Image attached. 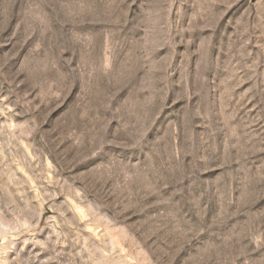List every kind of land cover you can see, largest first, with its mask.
<instances>
[{"label":"rangeland","instance_id":"1","mask_svg":"<svg viewBox=\"0 0 264 264\" xmlns=\"http://www.w3.org/2000/svg\"><path fill=\"white\" fill-rule=\"evenodd\" d=\"M0 264H264V0H0Z\"/></svg>","mask_w":264,"mask_h":264}]
</instances>
